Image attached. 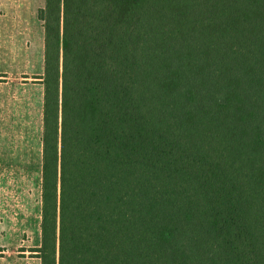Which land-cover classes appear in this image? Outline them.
Segmentation results:
<instances>
[{"label":"trees","instance_id":"obj_1","mask_svg":"<svg viewBox=\"0 0 264 264\" xmlns=\"http://www.w3.org/2000/svg\"><path fill=\"white\" fill-rule=\"evenodd\" d=\"M40 264H264V0H45Z\"/></svg>","mask_w":264,"mask_h":264},{"label":"rangeland","instance_id":"obj_2","mask_svg":"<svg viewBox=\"0 0 264 264\" xmlns=\"http://www.w3.org/2000/svg\"><path fill=\"white\" fill-rule=\"evenodd\" d=\"M18 1L20 19L0 3V264H40L43 0Z\"/></svg>","mask_w":264,"mask_h":264},{"label":"crops","instance_id":"obj_3","mask_svg":"<svg viewBox=\"0 0 264 264\" xmlns=\"http://www.w3.org/2000/svg\"><path fill=\"white\" fill-rule=\"evenodd\" d=\"M1 2L4 3V7L6 8V10H7V12L9 14H15V15H17L18 16L17 19L18 18L20 19V17L23 18L22 15H21V13H20V10H19L20 9L19 6L21 4L20 1H18V0L17 1L16 0H3V1H1L0 0V3ZM44 5H45V0H43V3H42L41 6H37L36 9H35V11H36L35 19H36V22H38L39 24H41V23L38 21L37 13H38V10L39 9H41V8L44 7ZM7 20H10V19H8V17H7ZM7 20H5V21H7ZM41 26H42V24H41ZM42 29H43V27H42ZM42 41H44V29L42 31Z\"/></svg>","mask_w":264,"mask_h":264}]
</instances>
